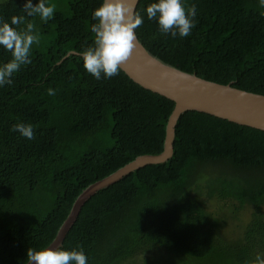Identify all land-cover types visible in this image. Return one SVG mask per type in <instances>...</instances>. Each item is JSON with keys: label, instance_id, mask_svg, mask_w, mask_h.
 <instances>
[{"label": "trees", "instance_id": "1", "mask_svg": "<svg viewBox=\"0 0 264 264\" xmlns=\"http://www.w3.org/2000/svg\"><path fill=\"white\" fill-rule=\"evenodd\" d=\"M24 2L0 4V18L22 15ZM50 2L57 10L47 24L26 17L41 33L32 63L0 88V264H28V249L54 242L87 188L163 153L176 106L121 69L100 81L85 71L80 53L93 42L92 12L102 0ZM152 2L140 0L136 32L155 57L264 95L258 0H185L198 21L187 38L159 33L144 13ZM10 59L0 48V64ZM19 122L33 125L34 139L11 131ZM77 247L88 264H256L264 258V131L185 113L168 163L137 170L85 204L61 249Z\"/></svg>", "mask_w": 264, "mask_h": 264}, {"label": "clouds", "instance_id": "2", "mask_svg": "<svg viewBox=\"0 0 264 264\" xmlns=\"http://www.w3.org/2000/svg\"><path fill=\"white\" fill-rule=\"evenodd\" d=\"M137 0H102L93 10L90 26L93 42L80 53L83 67L97 81L110 80L118 76L123 63L128 61L136 47V30L144 23V15L135 11ZM264 9V0H258ZM55 4L50 0H25L22 15L13 16L9 21L0 18V48L11 54V59L0 64V88L13 84V77L23 66L32 63L33 46L41 43V33L35 22L26 17L38 18L47 24L54 19ZM144 13L148 20H155L158 31L172 38H187L197 25L195 5L187 7L185 0H155ZM49 95H56L54 89H48ZM11 131L18 132L28 140L34 139L32 124L23 122L12 126ZM28 264H88V256L83 247L71 250L46 247L41 250L29 248ZM256 264H264V258L256 256Z\"/></svg>", "mask_w": 264, "mask_h": 264}, {"label": "water", "instance_id": "3", "mask_svg": "<svg viewBox=\"0 0 264 264\" xmlns=\"http://www.w3.org/2000/svg\"><path fill=\"white\" fill-rule=\"evenodd\" d=\"M140 0H137L135 11ZM77 55L71 52L67 57ZM121 70L136 84L172 100L176 106L166 129L164 151L157 156H141L106 179L91 185L76 200L70 215L49 247L61 249L85 204L101 190L120 182L150 165L168 163L174 156L176 128L187 112L205 113L229 122L264 131V95L245 92L232 85H220L183 72L155 57L137 36L136 47ZM35 264V262H33Z\"/></svg>", "mask_w": 264, "mask_h": 264}, {"label": "rangeland", "instance_id": "4", "mask_svg": "<svg viewBox=\"0 0 264 264\" xmlns=\"http://www.w3.org/2000/svg\"><path fill=\"white\" fill-rule=\"evenodd\" d=\"M8 0H0V4H2V3H5V2H7ZM216 170L215 169H212V168H210V169H207L206 171H205V173L207 174V175H209L210 177H213L215 174H216ZM246 219L248 220L249 219V215H246ZM243 220H244V222H245V218L243 217Z\"/></svg>", "mask_w": 264, "mask_h": 264}]
</instances>
